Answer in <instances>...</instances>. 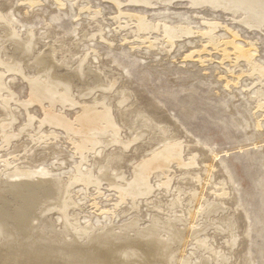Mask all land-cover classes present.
<instances>
[{
    "label": "rangeland",
    "instance_id": "374dc122",
    "mask_svg": "<svg viewBox=\"0 0 264 264\" xmlns=\"http://www.w3.org/2000/svg\"><path fill=\"white\" fill-rule=\"evenodd\" d=\"M113 1L38 0L33 9L24 0H0V46L11 50L13 41H8L5 34L13 28L20 38H25L26 33L38 38L35 55L49 53L52 47L57 49L56 59L67 65L63 71L70 72L89 53L90 66L103 82L107 85L118 82L106 94L91 87L87 96L79 97L74 90L71 96L76 105L63 107L59 99L53 98V92L63 93L58 83L51 84L47 93L38 84L37 94L33 95L31 82H42L34 67H22L15 74L9 71L11 67L2 54L0 71L5 79L0 86V99L7 106L0 102V123L10 116L16 122L10 140H2L0 130V175L6 181L4 173L13 174L18 169L35 177L51 178L63 186L68 178L91 171L86 184H73L66 191L68 216L78 215L80 225L97 229L112 224L119 236L131 239L136 237L135 232L122 235L121 228L132 220H137L141 229H147L154 215L163 219L178 216L183 221L180 229L186 232L192 228L196 208H200L194 219V231L207 225L205 234L201 238L196 235L186 246L177 248L168 264H201L204 258L210 264H264V110L258 111L259 104L264 102H259L261 97L264 99V93H260L264 92V30L246 28L222 10L202 8L194 12L188 1L156 8L116 0L121 5L118 8ZM131 15L142 16L154 24L186 25L195 34L182 36L172 48L163 43L170 50L163 53L152 43L136 41L127 27H135V20L127 18ZM97 21L104 26L102 32ZM206 23L220 24L210 37L211 42L202 35L209 31ZM126 37L131 41H125ZM231 40L243 51L255 46L254 61L262 72H255L238 59V52L226 44ZM105 100L124 141L137 139L138 127L149 125L146 139L132 143L128 150L120 145L106 147L103 141L102 149L93 154L96 150H91L93 143L84 138L86 148L91 151L86 153L89 157L83 166L79 159L82 152L75 148L80 141L66 135L62 128L50 129L48 125L41 128L40 121L45 120L43 109L74 122L86 107H98L97 113H102L100 105ZM136 110L145 112L137 116ZM28 117L35 119L34 127L23 134ZM93 128L96 134L99 128ZM101 128L107 132L105 125ZM175 142H184L185 162L188 156H199L197 166L173 164L169 171L155 173L150 196L123 202L120 193L109 186L103 185L100 190L92 186L102 167L114 176L133 180L135 166L151 161L153 155ZM192 143L194 155L189 150ZM204 152L207 159L201 156ZM216 153L217 166L206 185V166ZM168 180L169 190L161 187ZM199 192L204 194L202 207L197 202ZM209 202L223 209L207 218L203 207ZM56 213L51 214V220L60 232L63 220ZM121 245L133 257L118 259V264H145L142 243L128 241Z\"/></svg>",
    "mask_w": 264,
    "mask_h": 264
},
{
    "label": "bare ground",
    "instance_id": "6f19581e",
    "mask_svg": "<svg viewBox=\"0 0 264 264\" xmlns=\"http://www.w3.org/2000/svg\"><path fill=\"white\" fill-rule=\"evenodd\" d=\"M37 1L38 0H24V3L26 2V4L34 9L38 5ZM176 1H188V6H190L194 12L202 8H211L215 11L222 10L224 13L229 12V14L233 15V21H236V23L251 30H264V0H127V2L132 5L141 4L142 6L144 5L152 8H156L157 6H173ZM113 3L120 8L121 5L116 0H114ZM96 16H98V14H96ZM127 18L129 20H135L134 28H131V25H127V27H130V31L132 35L135 36L136 41L147 43V45L152 43L154 47L157 49L159 48L163 53H169L170 51L169 48L163 47V43L166 45L169 44L172 48L177 45L175 41L182 36H191L195 34V32L190 30L186 25L169 26L167 24H154L138 15H131ZM96 23L99 32H102L104 28V26H102L103 24L98 21ZM206 25L209 27V31L202 32V35L207 37L209 42H211L210 37L217 31V26L220 24L206 23ZM5 35L8 37V41H13V43H11V50L4 46H0V57L3 54L8 60V65L11 67L9 71H14L16 74L20 72L22 67L27 68L32 66L36 70L39 80H42V82L34 79V81L32 80V89L30 90L33 91V95L34 93L37 94L38 84L42 85L46 92V90L51 91V84L58 83L63 93L60 94L58 91L55 93L53 92V98L59 99L63 107L71 108L76 105L75 100L71 96L74 90L79 93V97L81 94L85 96L88 91H91V87H94V89L96 88V91L99 93L106 94L112 91L118 84L117 80L111 85H107L103 82L100 74L93 71L90 66L89 53L85 54L80 61L69 70L70 72H66L63 71V69L67 67V65L64 62H58L56 59L55 54L57 53V49L52 47L53 50L49 48V53L46 52V54L42 55L38 54L40 53L38 52L37 55H35V51L39 45L37 37L32 36V34L27 35L26 33L25 38H20V35L18 36L17 31L13 30V28ZM234 38H236V36H234ZM124 40L131 41V39H127V37ZM1 43H3V40ZM234 43L235 41L231 40L226 44L231 45L233 49L238 52V59L248 63L255 72H262L257 66L258 62L254 61L255 46L251 45L249 50L243 51V49L236 47ZM4 44L5 43H3V45ZM188 58H192V56ZM242 70L244 69L242 68ZM4 75L0 71V86L3 85L5 79ZM260 93L263 94L264 92L260 91ZM261 94L259 96H261ZM38 99L40 100V98ZM128 99H131V96H128ZM263 100V97H261L259 102ZM125 101L126 99L123 100L122 104ZM0 102L4 106H7V103L3 100ZM32 102L33 101H30V103ZM47 102L48 101L45 103ZM39 104L44 107V103H41V101ZM86 108L87 109L83 108V113L80 114V118L74 122H68L63 116L51 113L50 110L47 111V109H43L45 120H43V122L40 121L42 124L41 128L44 125L50 126V129L62 128L66 131V135L80 141L81 145L79 144L75 146V148L82 152L79 159H81L83 166H86L89 157L86 153H89L93 149H96L93 152L94 154L106 144V147L120 145L124 150H128L132 143L146 139L148 135L150 126H139L137 139L129 142L124 141L121 137L119 126L114 122L112 109L107 105V100L101 103L100 108L102 109V113L100 114L97 113L99 110L98 107ZM258 108V111L264 110V102H261ZM143 112L145 111L136 110L134 113L138 116ZM9 119L0 123L1 139L4 141H8L13 137L12 132L16 120L13 116H10ZM26 120H28L24 128L26 132H23V134L29 133L34 127L35 119L33 117H28ZM145 124H147V121H145ZM92 125L99 128H97L98 132L96 134L95 131L97 130H95ZM101 125L107 127L106 131L109 132L110 135L105 132V129L101 128ZM110 137L111 139L108 141L107 139ZM84 138L87 139L88 142L90 141L93 143L91 150L86 148L87 146H85V143H87V141H83ZM164 140L166 139L164 138ZM103 141L105 144L101 146ZM178 144L180 146H178ZM194 146V143L189 145V150L192 154L194 153L192 150ZM185 153L184 142L169 144L156 155H153L151 161H142L141 164L135 166L132 176L133 180L131 181H128L124 176H114L109 170H103L104 168L102 167L99 169V173L96 172L98 173V177L96 178V184L92 186L100 190L103 185H107L120 193V198H122L123 202L129 198H132V201H138L152 194L153 186L151 180L155 173L169 171L173 164H179L181 167L187 168L197 166V159L199 156L194 154L192 157L188 156L189 160L185 162ZM202 154L201 156L207 159V152ZM211 156L210 162L207 164V169L205 170L207 173L206 185L209 184V176H212L217 166L216 162L219 159V154L217 153ZM17 172L13 174L10 172L4 173V175L6 174V181L3 180V175H0V264H114L118 259L133 257V255L126 252L124 246L121 245L128 241H132L133 243L140 242V244L142 243V246L145 247V252H143L145 254V260H143L145 264H168L169 258L177 248L184 245L186 246L189 243V239L196 235L201 238L207 229V225H205L204 229L200 227L201 230L194 231V227H196L194 219L196 215L198 216L200 214L201 210L200 208V210L196 208V215H192V228L186 232L185 230L181 231L180 225L183 224V221L178 218V216L163 219L158 215H154L150 227L147 229H144V227V230L141 229L140 223L137 220H132L124 224L121 228L125 230H123L122 235H124V233L127 235V233L131 232H135L136 235V237L131 239L127 237L126 239L128 240H126L122 238L124 236H119L115 232L117 227L112 226V224H110V226H102L95 229L93 226L91 227V225H80L78 222V215L72 217L68 216L67 205L69 202L67 201V188H70L73 184H86V182L90 180L89 176L91 175V171L87 170L86 172L77 174L79 177L68 178V181L63 183V186L51 178L42 176L35 177L31 172L19 171L18 169ZM170 184L168 180L164 184H161V187H165L169 190ZM197 202L198 205L201 204L202 207L204 202L203 192H199ZM203 208V214L207 218L218 215L223 209L217 203L212 202L207 203ZM55 211H58L61 220H63V228L60 232L56 230L55 223L51 220V214ZM74 225H78V227H74ZM208 227L210 228V226ZM52 235H54V237H52ZM162 235L166 236V238H161ZM201 264H210V261L204 258Z\"/></svg>",
    "mask_w": 264,
    "mask_h": 264
}]
</instances>
